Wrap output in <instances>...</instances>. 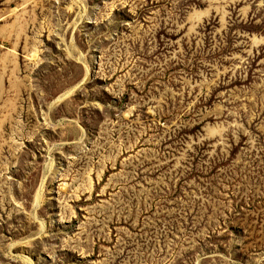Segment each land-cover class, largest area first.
Masks as SVG:
<instances>
[{
  "label": "rangeland",
  "instance_id": "1",
  "mask_svg": "<svg viewBox=\"0 0 264 264\" xmlns=\"http://www.w3.org/2000/svg\"><path fill=\"white\" fill-rule=\"evenodd\" d=\"M0 264H264V0H0Z\"/></svg>",
  "mask_w": 264,
  "mask_h": 264
},
{
  "label": "bare ground",
  "instance_id": "2",
  "mask_svg": "<svg viewBox=\"0 0 264 264\" xmlns=\"http://www.w3.org/2000/svg\"><path fill=\"white\" fill-rule=\"evenodd\" d=\"M88 74H89V72L87 71V74H86L84 80L86 79V77L88 76ZM84 80H83V81H84ZM72 91H74V90H72ZM72 91L68 92V94L71 93Z\"/></svg>",
  "mask_w": 264,
  "mask_h": 264
}]
</instances>
